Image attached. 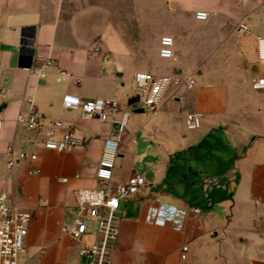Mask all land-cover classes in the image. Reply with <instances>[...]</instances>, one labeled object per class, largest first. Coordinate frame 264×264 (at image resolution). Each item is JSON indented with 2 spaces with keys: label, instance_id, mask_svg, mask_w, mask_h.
<instances>
[{
  "label": "crops",
  "instance_id": "1",
  "mask_svg": "<svg viewBox=\"0 0 264 264\" xmlns=\"http://www.w3.org/2000/svg\"><path fill=\"white\" fill-rule=\"evenodd\" d=\"M197 11L209 18L198 20ZM239 23L249 30H239ZM163 36L174 39L173 59L160 56ZM258 37H264V0H0V190L12 205L32 213L19 263L86 264L79 247L99 239L96 219L82 243L64 235L62 227L76 212L78 189L100 186L96 173L103 142L116 134V125L64 107V96L129 100L137 71L208 77L203 61L216 59L222 61L221 83L197 86L194 77L191 94L182 91L184 85L170 87L150 118L140 115L143 109L129 114L113 181L139 173L146 184L120 202L110 264H264V90L252 86L253 77L264 76ZM47 59L55 65L46 67L45 77L30 72ZM254 64L261 70L249 73ZM227 72L236 77L234 85L227 84ZM171 88L181 95L171 96ZM32 107L45 121L25 129L17 116ZM175 110L183 113L185 127L186 113H204L186 149L194 158L184 168L176 149H159L153 163L145 150L162 132L158 121ZM54 120L63 122L56 137L69 128L84 138V146L44 148L39 136ZM142 142L143 150L133 147ZM9 144L35 152L37 160L9 168ZM35 168L39 173L30 172ZM170 189L191 195L173 196ZM159 203L201 213L190 212L177 231L147 222L148 208Z\"/></svg>",
  "mask_w": 264,
  "mask_h": 264
},
{
  "label": "built area",
  "instance_id": "2",
  "mask_svg": "<svg viewBox=\"0 0 264 264\" xmlns=\"http://www.w3.org/2000/svg\"><path fill=\"white\" fill-rule=\"evenodd\" d=\"M198 20L205 21L209 18L206 11H197ZM238 29L248 31L249 28L243 23L238 24ZM174 39L171 36L161 38L160 56L165 59H173ZM257 50L259 59L264 61V37H258ZM99 47L95 46L93 53L97 54ZM55 65L53 59H47L39 69H30V72L45 77L46 67ZM66 74V70H60ZM70 76H72L70 74ZM72 79L79 82L72 76ZM131 87L136 93V100L132 103L135 111L150 109L156 114L166 91L170 87L185 86L193 89L196 81L192 75L183 78L180 74L155 75L151 72L137 71L131 81ZM252 86L256 90H264V76H256L252 79ZM4 97L0 89L1 98ZM134 98V97H133ZM131 99V96H129ZM66 108L79 109L89 117H98L105 122L116 125V134L104 140L101 157L97 168V178L100 186L97 188H80L77 191V209L72 220L62 227V233L78 243H82L92 219L97 220L98 241L91 244H81L78 249L79 256L85 259L86 264H110V244L117 240L119 235L118 208L120 202L137 194L141 187L146 184V179L139 173L132 174L126 181L115 183L113 181L116 161L120 154V148L127 136L128 111H123L117 99L108 98H82L75 94H66L63 98ZM204 113L194 110L186 113V127L190 131L197 130L203 123ZM45 121V116L35 107L27 113L17 116V123L25 129H36ZM53 128L39 136L44 148L55 151H69L75 147L84 146V138L76 134L72 129H65L60 137H56V129L63 126L61 120L51 122ZM1 110H0V128ZM6 164L9 168L19 167L24 161H35L38 156L33 151L24 149L16 150L12 144L6 148ZM39 173L35 168L30 171ZM67 181V178H63ZM190 212L200 214L199 208H179L164 203L152 205L146 213V220L155 225H171L175 230L184 228ZM32 213L24 211L9 202L7 192L0 190V264H20L19 259L25 251V239L29 232ZM188 246L181 247V259H187Z\"/></svg>",
  "mask_w": 264,
  "mask_h": 264
},
{
  "label": "rangeland",
  "instance_id": "3",
  "mask_svg": "<svg viewBox=\"0 0 264 264\" xmlns=\"http://www.w3.org/2000/svg\"><path fill=\"white\" fill-rule=\"evenodd\" d=\"M195 62V61H194ZM221 60H206L203 61V64L209 69L210 71V75L208 77H205L204 75H197L195 74L194 77L197 80V86H207L210 84H219L221 83ZM262 68L261 64H254L251 68V70H249V73H258ZM227 79V84H235L236 83V77L234 76V74L232 72H227L226 75ZM196 86V87H197ZM231 86V85H230ZM188 90V93L192 92L193 90H189V89H183L182 91ZM169 94L171 96H179L181 95V91L176 90L175 88H171V90L169 91ZM191 94V93H190ZM130 96L131 98L136 96L135 91L131 90L130 92ZM119 103L122 106V110L123 111H128L132 116L136 114V111L133 107V105H130L128 103V99L124 98V99H120L118 100ZM188 107H190V103L186 104ZM143 112L140 114L142 115V117L144 119H148L151 116V111L149 108L143 106ZM183 118L184 115L180 110H175L173 111L170 116L167 119H163L162 121H158L159 126L161 127V134H155L154 137L152 138V142H151V147L150 148H146L144 147L143 142L142 143H137L134 144L133 147H135V149L138 150H143L144 148H146L145 150H150L149 151V155L151 158V162H156L157 159L155 160L156 155L154 153H156L157 151H159V149H176V158L178 159V164L179 167L181 166V168L185 167L186 164H188V161H191V159H193L194 157L192 156H188L186 149L188 148V146H190L189 142L192 141L193 136L199 131H190L188 130L185 125L183 124ZM175 131V132H173ZM176 133V134H174ZM172 134H174L172 136ZM187 135V137H184V135ZM161 136V138L159 137ZM140 137H142V135H140ZM142 141V138H140V142ZM188 144V145H187ZM198 146L194 145V148H192L193 150H198ZM141 154V152H140ZM190 158V159H189ZM180 189V188H179ZM172 190L170 189V191L167 190V194H171L173 196H180L184 199H188L189 196L191 195L190 192H184V191H180V190ZM172 192V193H171ZM206 211H209L210 209H208L207 207H205ZM200 209V208H199ZM87 240V239H85ZM91 244V242L89 243Z\"/></svg>",
  "mask_w": 264,
  "mask_h": 264
},
{
  "label": "water",
  "instance_id": "4",
  "mask_svg": "<svg viewBox=\"0 0 264 264\" xmlns=\"http://www.w3.org/2000/svg\"><path fill=\"white\" fill-rule=\"evenodd\" d=\"M136 98H137V97H134V98L129 99L128 103H129L130 105H132V103L136 100Z\"/></svg>",
  "mask_w": 264,
  "mask_h": 264
}]
</instances>
